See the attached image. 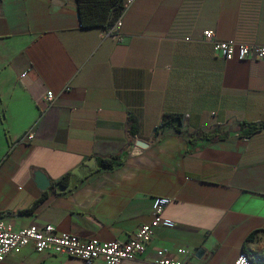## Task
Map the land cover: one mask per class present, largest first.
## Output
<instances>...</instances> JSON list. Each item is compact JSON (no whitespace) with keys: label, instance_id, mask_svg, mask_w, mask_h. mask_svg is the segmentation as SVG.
Segmentation results:
<instances>
[{"label":"crops","instance_id":"crops-1","mask_svg":"<svg viewBox=\"0 0 264 264\" xmlns=\"http://www.w3.org/2000/svg\"><path fill=\"white\" fill-rule=\"evenodd\" d=\"M118 13L85 27L78 0H0V220L127 241L164 197L173 225L122 264H156L159 249L233 264L256 230L246 248L264 255V60L226 59L204 39L264 44V0H136L120 27ZM166 113L183 115L181 133L157 134ZM123 152L124 165L67 195L35 179L77 183L95 155ZM1 264L106 263L28 246Z\"/></svg>","mask_w":264,"mask_h":264},{"label":"built area","instance_id":"built-area-1","mask_svg":"<svg viewBox=\"0 0 264 264\" xmlns=\"http://www.w3.org/2000/svg\"><path fill=\"white\" fill-rule=\"evenodd\" d=\"M135 1L123 0V6L116 20L118 27L122 25L124 16ZM108 35L111 33L109 32ZM116 36L119 35L116 34ZM204 39L211 43L214 50L226 59L234 58L238 50L240 58L264 60V44L221 40L216 37L214 29L205 30ZM69 89V87L66 88V90ZM54 97L55 93L53 92L47 94L49 101H52ZM32 136V133L28 134L29 138ZM168 203V198H158L153 220L142 225L135 235L127 241L120 239L103 241L98 238L85 240L68 232H59L52 224L42 227L32 224L16 228L0 220V264L12 252H19L28 246L33 247L38 252L48 251L53 254L76 256L85 262L101 258L106 264H122L127 260L135 259L138 254L145 250V246L152 240L156 227L161 224L173 225L170 220L163 218ZM182 253L187 254L189 252L182 250ZM155 262L156 264H186L182 260L171 259L163 249L157 251ZM233 264H264V261L252 259L247 252L242 251Z\"/></svg>","mask_w":264,"mask_h":264},{"label":"trees","instance_id":"trees-1","mask_svg":"<svg viewBox=\"0 0 264 264\" xmlns=\"http://www.w3.org/2000/svg\"><path fill=\"white\" fill-rule=\"evenodd\" d=\"M119 6L120 14L121 8L123 6V0H78V8L79 14L82 19V23L85 27H90L93 25H105L107 23L108 14L111 8L115 5ZM118 18V17H117ZM161 130L157 132V134H164L166 132L172 131L176 133H181L183 128V115L179 113H166L164 114ZM257 129V126H252L249 132H252ZM137 132L136 124L134 121L130 124V133L133 135ZM198 134H202L201 138L209 141H213L221 138L222 135L219 131L213 132H198ZM196 135L191 134L189 140L193 142V139ZM127 153L123 152L120 154L114 155H95V166L86 173L82 179L75 183L73 181V175L71 173L65 174L59 180L52 182L51 189L55 194H64L67 195L73 192L74 189L78 188L79 185L85 184L90 180L95 179L101 173L106 171H113L121 167L125 164ZM76 184V185H72ZM78 184V185H77ZM258 230L249 234L244 242L243 251L247 252L248 255L255 259L252 254L247 250L246 243L249 241H253ZM257 260V259H255ZM264 261V260H258Z\"/></svg>","mask_w":264,"mask_h":264},{"label":"water","instance_id":"water-1","mask_svg":"<svg viewBox=\"0 0 264 264\" xmlns=\"http://www.w3.org/2000/svg\"><path fill=\"white\" fill-rule=\"evenodd\" d=\"M35 179H36V182L39 184V187L41 189H43V190L48 189L50 187V185H51V182H50L49 178L41 170H37L35 172ZM201 252H203L202 248H199V249L196 250V254L197 255H199Z\"/></svg>","mask_w":264,"mask_h":264},{"label":"rangeland","instance_id":"rangeland-1","mask_svg":"<svg viewBox=\"0 0 264 264\" xmlns=\"http://www.w3.org/2000/svg\"><path fill=\"white\" fill-rule=\"evenodd\" d=\"M255 259H257V260H264V255H261V256H258V257H256V256H253Z\"/></svg>","mask_w":264,"mask_h":264}]
</instances>
